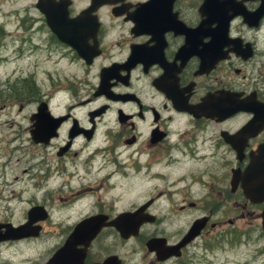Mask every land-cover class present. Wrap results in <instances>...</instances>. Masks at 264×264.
<instances>
[{
	"label": "flooded vegetation",
	"instance_id": "obj_1",
	"mask_svg": "<svg viewBox=\"0 0 264 264\" xmlns=\"http://www.w3.org/2000/svg\"><path fill=\"white\" fill-rule=\"evenodd\" d=\"M14 3L0 0V62L45 52L39 61L57 53L61 63L58 111L41 93L18 129L44 150L61 136V184L54 196L50 158L19 150L30 162L15 163L21 188L0 194V234L31 229L0 240V264H227L212 253L226 246L244 255L233 264H264V0ZM36 73L18 86L36 88ZM4 100V114L28 102ZM42 101L61 117L46 143L31 138L47 131L32 118Z\"/></svg>",
	"mask_w": 264,
	"mask_h": 264
},
{
	"label": "rangeland",
	"instance_id": "obj_2",
	"mask_svg": "<svg viewBox=\"0 0 264 264\" xmlns=\"http://www.w3.org/2000/svg\"><path fill=\"white\" fill-rule=\"evenodd\" d=\"M30 0H15V3L13 5L17 7H22L27 5V3ZM42 48V45L40 46ZM40 50V49H39ZM37 58H42L45 56V52L37 53ZM27 57V56H26ZM23 57L21 59L16 60H8V61H2L0 62V103L2 101H5L4 99H9L10 101L12 98H18V99H25L28 100L27 104L24 106V108L21 111L16 110V106L7 107L5 109L9 110L8 114H4V111L0 110V160L10 157V161L6 162L4 168H0V190L1 195L6 196L8 194V190L12 187H14L15 191L19 188H21V184H14L11 180L12 175H18L19 170L16 169L21 167H28V163L30 162L27 154H21L19 150L23 149H29L30 150H38L36 153L35 158L39 159L41 157V154H46L50 158V169L47 171V178L46 180L49 182L51 189L50 192L54 193V196L57 195L56 192H58V188L61 184V173L58 172L57 169H54L52 167H56L57 164H60V161L58 162L59 158L55 155L56 146L61 143V136L55 140L52 141L51 145L47 149H42L40 147H31L30 142L28 141L27 137L25 136V132L19 131L18 129H23L25 125L27 124V115L28 112L32 109L33 104L32 101L35 98L40 97L39 94L41 93H47L48 95V101L49 106L52 107V109L57 112L58 107L61 106V63L57 59V53L51 54V57L45 58L44 61L35 60L33 56H28L27 58ZM34 64H37V73L34 77L36 82V88H34L31 78L27 79V83L23 88L19 87L18 85L21 83V80L23 79L27 73H29L32 70V66ZM15 79H18L17 86L16 87L13 84V81ZM8 81V82H6ZM5 83H10L14 88L12 92L14 94H10V89L5 88ZM29 93L27 90H30ZM7 95V96H4ZM13 95V96H12ZM7 101V102H8ZM31 101V102H30ZM6 102V101H5ZM11 121L10 126L8 125V122ZM17 131V132H16ZM16 134H19L21 136V139L19 141L16 140V138L13 140V137H16ZM61 135V133H60ZM9 139L7 142L6 140ZM18 143V145H17ZM14 145H17L19 148H13ZM8 150H14L16 151L13 155L8 154ZM3 153V156H2ZM22 155L17 161L16 157L19 155ZM21 163V164H20ZM32 163V162H31ZM58 164V165H59ZM14 165V166H13ZM0 167H2V164H0ZM5 172H4V171ZM35 177V176H34ZM33 180L34 181V178ZM18 180V178H17ZM16 180V181H17ZM13 183V184H12ZM17 192V191H16ZM39 191H37L38 193ZM38 197H40V193L37 194ZM1 202H0V209L2 208ZM18 205L15 206V209L13 212H17ZM4 214V212L0 211V217ZM170 223L172 229L177 228L180 224H185V222H168V221H162L158 224V226H162L164 229L171 230ZM223 229H231L228 225H225ZM152 227V226H150ZM202 238H199L197 242H201ZM215 254V257L225 259L229 262L227 264H233V259H239V261L243 260L244 255L241 254L238 256L237 254H234L233 250H230L228 246L225 248H214L213 252ZM234 255L236 256L234 258ZM203 262L199 263L195 260L194 264H202ZM213 264H221L218 260L213 262Z\"/></svg>",
	"mask_w": 264,
	"mask_h": 264
},
{
	"label": "water",
	"instance_id": "obj_3",
	"mask_svg": "<svg viewBox=\"0 0 264 264\" xmlns=\"http://www.w3.org/2000/svg\"><path fill=\"white\" fill-rule=\"evenodd\" d=\"M45 0H38V4L40 5ZM50 30L59 36V29L49 23ZM32 118H34V125L39 126L42 125L46 126L47 131L44 130L37 131V130H31V138L34 142H43L46 143L49 138H51L53 135H55V128L58 126V124L61 121V117L57 116L54 117L51 115L47 109V105L44 101L40 102L39 106L37 107V113L33 114ZM38 129V128H37ZM258 160V159H256ZM256 160L252 159L250 160L249 164L250 166H253L256 164ZM234 175V173H233ZM232 175V176H233ZM249 190L252 189L251 187H248ZM204 221L201 219L194 220L190 227L188 228L187 233L184 235V237L181 240V243L189 240L193 236H195L200 228L202 227ZM31 222H26L24 224H21L17 227L10 226V224H6L5 230L3 234H0V240L6 239V238H17L26 235L27 230L31 229L30 226ZM138 222H131L130 227L125 229L126 234H128V229L131 231L136 229L138 226ZM122 232V228L119 229ZM152 241V240H151ZM61 251V249H60Z\"/></svg>",
	"mask_w": 264,
	"mask_h": 264
}]
</instances>
